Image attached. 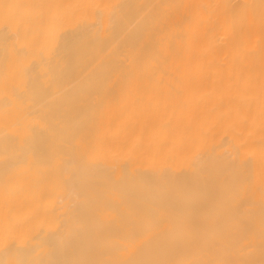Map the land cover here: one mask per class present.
Returning <instances> with one entry per match:
<instances>
[{"label":"bare ground","instance_id":"bare-ground-1","mask_svg":"<svg viewBox=\"0 0 264 264\" xmlns=\"http://www.w3.org/2000/svg\"><path fill=\"white\" fill-rule=\"evenodd\" d=\"M0 264H264V0H0Z\"/></svg>","mask_w":264,"mask_h":264}]
</instances>
